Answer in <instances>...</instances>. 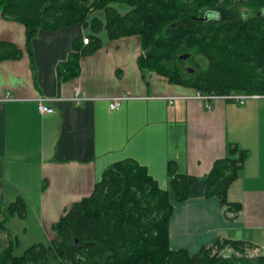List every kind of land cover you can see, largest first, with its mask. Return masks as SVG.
<instances>
[{
  "label": "crops",
  "instance_id": "obj_1",
  "mask_svg": "<svg viewBox=\"0 0 264 264\" xmlns=\"http://www.w3.org/2000/svg\"><path fill=\"white\" fill-rule=\"evenodd\" d=\"M91 17L104 22L102 10ZM91 35L99 47L79 58L76 77L59 80L56 65L72 41ZM0 41L21 50L17 59L0 60V204L23 200L13 222L21 233L46 243L54 235L52 223L90 193L112 162L135 160L164 190L166 163L173 160L176 171L194 181L188 198L173 203L170 249L194 253L217 239L264 246V99L236 104L191 98L192 88L156 73L142 75L137 35L109 39L103 26L97 32L79 24L39 28L29 56L23 25L0 15ZM120 95L125 98L110 110L109 100ZM40 98L51 113L38 111ZM227 144L246 152L226 192L228 201L239 204L236 213L224 212L213 196L203 197L204 176Z\"/></svg>",
  "mask_w": 264,
  "mask_h": 264
},
{
  "label": "trees",
  "instance_id": "obj_2",
  "mask_svg": "<svg viewBox=\"0 0 264 264\" xmlns=\"http://www.w3.org/2000/svg\"><path fill=\"white\" fill-rule=\"evenodd\" d=\"M233 0H0V15L24 27L25 48L39 28L53 30L72 24L89 26L97 32L103 26L109 39L137 35L141 53L136 58L142 75L156 73L170 84L200 93L264 94V15L226 21L204 20L200 12ZM264 8V0H244ZM128 9L119 13L113 4ZM233 7L239 6L235 0ZM102 10L104 22L91 17ZM100 45L97 37L87 44L75 38L67 57L56 65L64 81L76 77L79 58ZM181 55H187L185 59ZM21 50L0 41V60L17 59ZM196 57L205 64L201 66ZM245 150L227 144L222 158L212 162L204 176L203 197H215L224 212L236 213L239 204L226 192L241 168ZM167 189H160L144 166L124 158L103 169L90 193L70 204L51 225L53 237L34 243L21 254L12 253L13 241L4 227L7 216L21 215L24 202L17 197L0 204V264H264V254L223 255L224 247L241 250L251 244L217 239L189 253L168 246V218L174 202L188 198L194 177L176 171L173 160L166 163Z\"/></svg>",
  "mask_w": 264,
  "mask_h": 264
},
{
  "label": "rangeland",
  "instance_id": "obj_3",
  "mask_svg": "<svg viewBox=\"0 0 264 264\" xmlns=\"http://www.w3.org/2000/svg\"><path fill=\"white\" fill-rule=\"evenodd\" d=\"M225 7H227V5H224ZM229 10L231 11V13L240 15L241 13L244 14H249L251 15L254 11L255 7H252V5L250 4H244V6L240 5L238 7H232V6H228ZM127 7H122L119 6L118 7V12L119 13H124L125 11H127ZM196 59L198 61H200L201 66H203L205 64L204 60L201 57H196ZM19 216L17 215V213H15L14 215H10L7 216L5 221H4V226L8 228V233H9V238H11V240L13 241L14 245H13V249H12V253L14 255H19L22 253V251L32 245L34 242H36V239H40V238H35L32 240V238L29 237V234H23L21 233V229H20V225H18V223H15V225L13 224V222H17ZM13 220V221H12ZM15 220V221H14ZM8 223V225H7ZM0 241L1 243H5L6 241V236L4 234L0 235ZM38 243V242H36ZM221 254L223 255H229V254H234L236 256L239 255H247L249 257L251 256H256L258 254H264V250L263 251H254L253 247H248V246H244L241 250H233L230 247H224L223 249H221L219 251Z\"/></svg>",
  "mask_w": 264,
  "mask_h": 264
},
{
  "label": "built area",
  "instance_id": "obj_4",
  "mask_svg": "<svg viewBox=\"0 0 264 264\" xmlns=\"http://www.w3.org/2000/svg\"><path fill=\"white\" fill-rule=\"evenodd\" d=\"M82 44H87L88 42V36H82L81 38ZM191 98L200 99L203 101L208 100H220V101H229L236 104H243L248 99H256V98H262L264 99V94H258V93H236V92H229L224 94H214V93H200L198 91H194L193 95L190 96ZM5 98H9L8 95L5 96ZM124 96H116L115 98H112V100H109L108 102V108L110 110H114L118 107L120 100L124 99ZM74 99H79L77 96L74 97ZM38 105L37 109L42 114L51 113L52 109L49 106L44 105L41 102V98L38 99ZM254 251H263L264 246H252Z\"/></svg>",
  "mask_w": 264,
  "mask_h": 264
},
{
  "label": "flooded vegetation",
  "instance_id": "obj_5",
  "mask_svg": "<svg viewBox=\"0 0 264 264\" xmlns=\"http://www.w3.org/2000/svg\"><path fill=\"white\" fill-rule=\"evenodd\" d=\"M235 0L232 1L233 5H231L232 7L234 6V3ZM244 4H246L244 2V0H239V6L242 5L244 6ZM224 5H227L225 3H220V4H217L215 6H212V7H209L208 9H204L200 12L201 14V18L204 19V20H221V21H226L228 19H231L234 15H237V14H234V13H231V11L229 10V5H227V7H225ZM253 15H264V8H257V9H254ZM241 18H245L246 16H251V15H247V14H244V13H241L239 15Z\"/></svg>",
  "mask_w": 264,
  "mask_h": 264
},
{
  "label": "water",
  "instance_id": "obj_6",
  "mask_svg": "<svg viewBox=\"0 0 264 264\" xmlns=\"http://www.w3.org/2000/svg\"><path fill=\"white\" fill-rule=\"evenodd\" d=\"M186 56H187V55H181L180 57H181V58H183V59H185V58H186Z\"/></svg>",
  "mask_w": 264,
  "mask_h": 264
}]
</instances>
